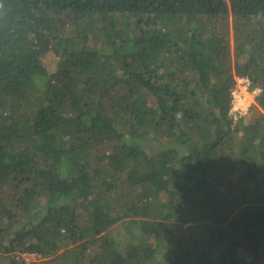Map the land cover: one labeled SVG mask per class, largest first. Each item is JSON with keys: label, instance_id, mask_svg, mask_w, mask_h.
Wrapping results in <instances>:
<instances>
[{"label": "trees", "instance_id": "trees-1", "mask_svg": "<svg viewBox=\"0 0 264 264\" xmlns=\"http://www.w3.org/2000/svg\"><path fill=\"white\" fill-rule=\"evenodd\" d=\"M0 264H264V0H0Z\"/></svg>", "mask_w": 264, "mask_h": 264}, {"label": "built area", "instance_id": "built-area-1", "mask_svg": "<svg viewBox=\"0 0 264 264\" xmlns=\"http://www.w3.org/2000/svg\"><path fill=\"white\" fill-rule=\"evenodd\" d=\"M260 90L253 87L248 77H238L231 95V109L229 114L236 121L238 118L249 114L251 107L256 103V97Z\"/></svg>", "mask_w": 264, "mask_h": 264}, {"label": "rangeland", "instance_id": "rangeland-1", "mask_svg": "<svg viewBox=\"0 0 264 264\" xmlns=\"http://www.w3.org/2000/svg\"><path fill=\"white\" fill-rule=\"evenodd\" d=\"M229 43H230V47H231V51H234L233 49H234V43H235V37H234V31H233V29H232V26H231V28H230V35H229ZM234 54H235V52H234ZM47 60L48 61H52L53 60V58H52V56H47ZM232 63H234L233 62V60L231 61ZM44 63H46L45 65H47V66H49L50 67V63L49 62H44ZM52 66V69H56V67H57V63L55 62V61H52V64H51ZM256 106V105H255ZM261 112V110L256 106L255 108H254V110L253 111H251L250 112V114H249V117H248V119H249V121L256 115V114H259ZM131 226H132V224H130ZM117 231H116V230ZM114 229V233H116V234H118L119 232H121L122 234H124V231L122 230V228H121V226H118V227H116ZM130 230V232H131V229H129ZM119 231V232H118ZM133 231H135V229L133 228ZM132 231V232H133ZM19 258H21L22 260H24V261H26V262H30V261H36L37 259H38V256L35 254V253H25V254H20L19 255Z\"/></svg>", "mask_w": 264, "mask_h": 264}, {"label": "clouds", "instance_id": "clouds-1", "mask_svg": "<svg viewBox=\"0 0 264 264\" xmlns=\"http://www.w3.org/2000/svg\"><path fill=\"white\" fill-rule=\"evenodd\" d=\"M238 77H243V76H235V82H236V78H238ZM233 87H234V85H233ZM233 87H232V88H233ZM232 88H231V91H232ZM258 89H259V88H258ZM259 90H260V89H259ZM230 94H231V92H230ZM231 99H232V95H231ZM255 105H256V103H255ZM255 105H254V106H255ZM230 109H231V108H230ZM250 112H251V110H250ZM250 112H249V114H250ZM249 114H248V115H249Z\"/></svg>", "mask_w": 264, "mask_h": 264}]
</instances>
